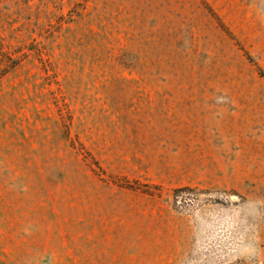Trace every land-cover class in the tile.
Listing matches in <instances>:
<instances>
[{
    "label": "rangeland",
    "instance_id": "rangeland-1",
    "mask_svg": "<svg viewBox=\"0 0 264 264\" xmlns=\"http://www.w3.org/2000/svg\"><path fill=\"white\" fill-rule=\"evenodd\" d=\"M0 264H264V0H0Z\"/></svg>",
    "mask_w": 264,
    "mask_h": 264
}]
</instances>
